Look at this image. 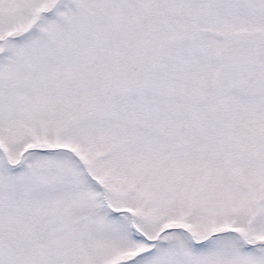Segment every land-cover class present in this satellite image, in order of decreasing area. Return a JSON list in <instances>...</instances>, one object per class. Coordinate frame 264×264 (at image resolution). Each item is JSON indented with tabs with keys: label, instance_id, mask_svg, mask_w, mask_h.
<instances>
[{
	"label": "snow or ice",
	"instance_id": "obj_1",
	"mask_svg": "<svg viewBox=\"0 0 264 264\" xmlns=\"http://www.w3.org/2000/svg\"><path fill=\"white\" fill-rule=\"evenodd\" d=\"M0 264H264V0H0Z\"/></svg>",
	"mask_w": 264,
	"mask_h": 264
}]
</instances>
